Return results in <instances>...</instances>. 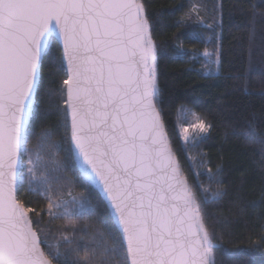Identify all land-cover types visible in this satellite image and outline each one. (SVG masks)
<instances>
[{
  "label": "snow or ice",
  "instance_id": "1",
  "mask_svg": "<svg viewBox=\"0 0 264 264\" xmlns=\"http://www.w3.org/2000/svg\"><path fill=\"white\" fill-rule=\"evenodd\" d=\"M53 34L63 52L55 63L67 76L64 131L58 141L42 130L30 148L34 96ZM156 59L141 0H0V264H215L214 247L228 259L246 252L213 244L156 107ZM249 134H256L251 125ZM61 151L81 183L104 194L113 243L87 226L76 239L73 217L95 208L71 191L63 198L71 180ZM25 183L48 201L50 217L68 221L73 235L62 234L64 252L33 227V209L16 194Z\"/></svg>",
  "mask_w": 264,
  "mask_h": 264
},
{
  "label": "trees",
  "instance_id": "2",
  "mask_svg": "<svg viewBox=\"0 0 264 264\" xmlns=\"http://www.w3.org/2000/svg\"><path fill=\"white\" fill-rule=\"evenodd\" d=\"M142 2L157 46L161 113L205 225L218 245L246 250L228 259L215 248V264H264V0ZM59 57L60 46L53 41L42 61L29 122L30 148L36 146L42 130L52 131L54 140L62 139L66 105L61 89L67 76L55 63ZM182 109L210 125L205 134L182 141ZM249 125L255 135L249 134ZM59 159L68 165L65 175L71 180L70 185L61 181L63 198L70 200L71 191L95 208L94 214L73 217L76 239L87 226L89 233L102 232L113 243L108 226L112 218L100 194L81 183L66 153L61 151ZM215 192L220 196L212 199ZM17 197L33 209L29 216L41 238L59 244L64 252L68 246L62 234L73 235L65 227L68 221L50 217L48 201L39 191H30L27 183L18 186Z\"/></svg>",
  "mask_w": 264,
  "mask_h": 264
},
{
  "label": "water",
  "instance_id": "3",
  "mask_svg": "<svg viewBox=\"0 0 264 264\" xmlns=\"http://www.w3.org/2000/svg\"><path fill=\"white\" fill-rule=\"evenodd\" d=\"M141 2H142V0H141ZM142 3H143V2H142ZM144 13H145V15H146V17H147L145 7H144ZM147 19H148V17H147ZM148 21H149V19H148ZM149 25H150L151 35H152V30H151V24H150V22H149ZM152 40H153V42H154V44H155V46H156V42H155V40H154V38H153V35H152ZM53 41H56V42L59 44L60 49H61V56H62V55H63V52H62V44H61V40H60V37H59L58 34H53V38H52V40H51V42H50L48 48L46 49L45 54L47 53V51H48L49 48L51 47ZM156 53H157V59H156V76H157V84H158V95H157V97H156V107H157V110H158V112H159V114H160L161 121H162V123H163V125H164L165 134H166L167 140H168V142H169V145H170V147H171V150H172V152H173V154H174L175 159L177 160V162H178V164H179V166H180L181 175H182L183 178H185V179L187 180V182H188V184H189V186H190V183H189V181H188V179H187V176L185 175V173H184V171H183V168H182V166H181V164H180V162H179V159H178V157H177V155H176V152H175V150H174V147H173V145H172V143H171V140H170V138H169V135H168V132H167V129H166V126H165V122H164V119H163V116H162V113H161L160 100H159V98H160V91H159V83H158V67H157V65H158V52H157V46H156ZM45 54H44V56H45ZM43 58H44V57H43ZM37 91H38V90H37ZM36 96H37V92H36V95L34 96L33 110H34V106H35V102H36ZM65 107H66V106H65ZM77 167H78V165H77ZM93 188H94V189L100 194L102 200H103V201L105 202V204L107 205V200H106V198H104V194L100 191V189L97 188V187H95V186H93ZM190 188H191V186H190ZM17 189H18V187H17ZM191 191H192V193H193L192 188H191ZM16 194H17V193H16ZM193 194H194V193H193ZM108 210H109V212H110V208H108ZM33 227H34V226H33ZM213 244H214V245H218V244H217L216 242H214V241H213ZM41 246L43 247V245H41ZM43 248H44V247H43ZM215 248H216V247H214V248L212 249L213 254H214V249H215ZM44 250H45V249H44Z\"/></svg>",
  "mask_w": 264,
  "mask_h": 264
},
{
  "label": "rangeland",
  "instance_id": "4",
  "mask_svg": "<svg viewBox=\"0 0 264 264\" xmlns=\"http://www.w3.org/2000/svg\"><path fill=\"white\" fill-rule=\"evenodd\" d=\"M180 119L181 123L179 124V135L182 141H191L193 138L195 139L205 134L206 131L201 132L200 129L196 127V125L199 124L202 119L195 112L182 109L180 112ZM203 123L206 125L204 121ZM185 136H187L189 139L185 140ZM64 220L67 221L66 219Z\"/></svg>",
  "mask_w": 264,
  "mask_h": 264
}]
</instances>
